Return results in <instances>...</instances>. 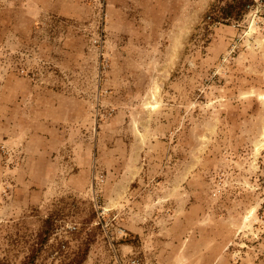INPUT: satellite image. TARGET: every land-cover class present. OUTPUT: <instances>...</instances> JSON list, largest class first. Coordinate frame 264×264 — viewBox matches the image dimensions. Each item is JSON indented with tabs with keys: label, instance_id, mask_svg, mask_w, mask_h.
Returning a JSON list of instances; mask_svg holds the SVG:
<instances>
[{
	"label": "rangeland",
	"instance_id": "rangeland-1",
	"mask_svg": "<svg viewBox=\"0 0 264 264\" xmlns=\"http://www.w3.org/2000/svg\"><path fill=\"white\" fill-rule=\"evenodd\" d=\"M52 1L72 12L18 44L0 0V264H104L106 232L151 264H264V8ZM22 76L43 174L13 126Z\"/></svg>",
	"mask_w": 264,
	"mask_h": 264
},
{
	"label": "crops",
	"instance_id": "crops-1",
	"mask_svg": "<svg viewBox=\"0 0 264 264\" xmlns=\"http://www.w3.org/2000/svg\"><path fill=\"white\" fill-rule=\"evenodd\" d=\"M71 6H76V0H67ZM14 6L18 4L17 8H13L12 24L13 37L18 44L23 42L31 43L32 33L35 28V19L38 11L43 8L44 11L58 10L57 3L55 4L52 0H13ZM75 11V10H74ZM57 12L70 13L71 10L68 8L59 9ZM16 85L13 87L16 98H14V110L18 109V114L14 115V118L19 120L18 123H14L17 129V133L20 134L21 143L23 144L24 151L26 152L27 162L25 166L27 169L24 171L25 174L33 173H46L48 169L35 170L32 169L34 166H47L46 162L50 157L51 144L53 140H49L46 135L45 117L49 118L46 114V110H38L37 104V90L36 87L30 85L25 77H19L15 80ZM46 93L41 92L44 97ZM44 105V104H43ZM20 112V115H19ZM56 116V115H55ZM38 119L39 124L34 123ZM21 121V122H20ZM19 125V127H18ZM15 129V130H16ZM15 132V131H14Z\"/></svg>",
	"mask_w": 264,
	"mask_h": 264
},
{
	"label": "built area",
	"instance_id": "built-area-1",
	"mask_svg": "<svg viewBox=\"0 0 264 264\" xmlns=\"http://www.w3.org/2000/svg\"><path fill=\"white\" fill-rule=\"evenodd\" d=\"M245 8L251 10L254 6L256 10L264 8V0H244ZM121 236L124 234L121 229L118 231ZM105 247L107 251V261L104 264H151L142 255L132 252L131 249L125 250L128 245H122L116 235L105 233Z\"/></svg>",
	"mask_w": 264,
	"mask_h": 264
}]
</instances>
